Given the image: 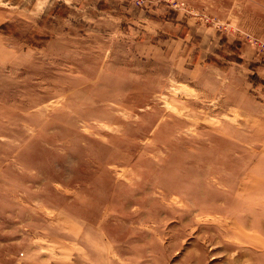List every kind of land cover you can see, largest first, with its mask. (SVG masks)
I'll use <instances>...</instances> for the list:
<instances>
[{
  "label": "rangeland",
  "instance_id": "obj_1",
  "mask_svg": "<svg viewBox=\"0 0 264 264\" xmlns=\"http://www.w3.org/2000/svg\"><path fill=\"white\" fill-rule=\"evenodd\" d=\"M0 264H264V0H0Z\"/></svg>",
  "mask_w": 264,
  "mask_h": 264
}]
</instances>
